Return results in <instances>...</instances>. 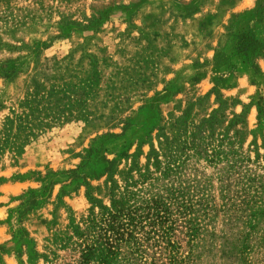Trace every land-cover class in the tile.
I'll return each mask as SVG.
<instances>
[{
	"label": "rangeland",
	"instance_id": "1",
	"mask_svg": "<svg viewBox=\"0 0 264 264\" xmlns=\"http://www.w3.org/2000/svg\"><path fill=\"white\" fill-rule=\"evenodd\" d=\"M242 34L264 0H0V264H264Z\"/></svg>",
	"mask_w": 264,
	"mask_h": 264
},
{
	"label": "trees",
	"instance_id": "2",
	"mask_svg": "<svg viewBox=\"0 0 264 264\" xmlns=\"http://www.w3.org/2000/svg\"><path fill=\"white\" fill-rule=\"evenodd\" d=\"M244 37L245 35L242 34L239 38V42H238L239 52H243L247 56H249V54L251 53L252 56H254L258 52L257 49L259 45H261L264 49V43L259 42V40H257L256 38H254L251 42L247 43ZM199 258H200L199 255L197 256V255L189 253L184 258H181V259L182 260L191 259L190 263H185V264H199L200 263L198 261ZM228 258L231 261L233 258L238 259V260L240 259V262H243V263H245L244 261L247 259L246 257H244V254L240 252L229 254ZM234 262L235 260H233L232 262L228 264H235ZM176 263H177V259H175L174 254H171L169 257V264H176Z\"/></svg>",
	"mask_w": 264,
	"mask_h": 264
}]
</instances>
